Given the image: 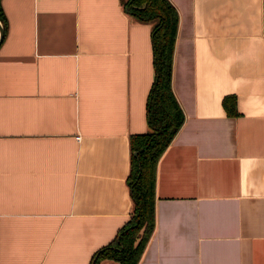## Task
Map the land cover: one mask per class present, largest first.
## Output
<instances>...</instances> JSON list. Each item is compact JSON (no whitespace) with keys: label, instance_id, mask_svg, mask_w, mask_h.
I'll use <instances>...</instances> for the list:
<instances>
[{"label":"crops","instance_id":"crops-1","mask_svg":"<svg viewBox=\"0 0 264 264\" xmlns=\"http://www.w3.org/2000/svg\"><path fill=\"white\" fill-rule=\"evenodd\" d=\"M169 1L185 119L157 161L137 263L264 264V0ZM0 4V264H88L132 209L151 23L122 0Z\"/></svg>","mask_w":264,"mask_h":264},{"label":"trees","instance_id":"trees-1","mask_svg":"<svg viewBox=\"0 0 264 264\" xmlns=\"http://www.w3.org/2000/svg\"><path fill=\"white\" fill-rule=\"evenodd\" d=\"M122 6L136 20L151 23L154 78L145 100L148 129L129 139L130 170L126 182L132 199L130 216L111 241L93 252L88 264H97L102 258L115 259L119 264H138L155 226L157 161L185 119L171 85L179 23L175 5L169 0H122ZM0 21L4 26L1 44L8 29L1 4ZM229 100L225 98V103ZM233 102L229 108H234Z\"/></svg>","mask_w":264,"mask_h":264},{"label":"water","instance_id":"water-1","mask_svg":"<svg viewBox=\"0 0 264 264\" xmlns=\"http://www.w3.org/2000/svg\"><path fill=\"white\" fill-rule=\"evenodd\" d=\"M3 34H4V26L1 24V21H0V40L2 39Z\"/></svg>","mask_w":264,"mask_h":264}]
</instances>
